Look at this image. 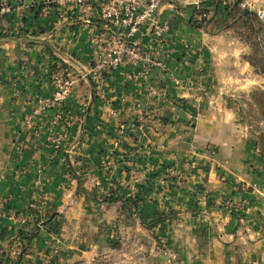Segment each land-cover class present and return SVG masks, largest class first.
Returning <instances> with one entry per match:
<instances>
[{"label":"crops","instance_id":"0c3cea01","mask_svg":"<svg viewBox=\"0 0 264 264\" xmlns=\"http://www.w3.org/2000/svg\"><path fill=\"white\" fill-rule=\"evenodd\" d=\"M3 2L0 255L37 226L21 264H264V159L241 116L264 76L249 47L224 23L200 29L193 7L164 3L175 52L165 69L80 80L28 129L57 64L74 76L92 66L103 25L98 7L87 23L64 1Z\"/></svg>","mask_w":264,"mask_h":264},{"label":"built area","instance_id":"2783aa9c","mask_svg":"<svg viewBox=\"0 0 264 264\" xmlns=\"http://www.w3.org/2000/svg\"><path fill=\"white\" fill-rule=\"evenodd\" d=\"M70 4L71 10L89 23L88 14L94 7L99 8V17L103 26L96 37L95 59L92 66L74 76L64 64H57L53 74V95L40 104L33 114L26 120V127L32 129L38 116L46 114L49 110L59 109L70 98L80 80L99 82L101 77L112 71L127 68L134 77L148 79L154 68L165 69L166 62L173 58L174 50L170 49L168 35L171 27L159 18L160 10L164 3H182L191 6L195 11L201 10L208 0H60ZM224 6L237 5L241 10L249 11L264 21V9L260 0H212ZM12 8L3 2L0 15L10 14ZM201 21L202 17H195ZM142 33L149 34L152 47L145 48L138 36ZM64 119V114L59 113L53 124ZM59 145V140H53ZM22 223L27 220L21 218ZM28 223V222H27ZM10 262L21 254V245L13 244L9 249Z\"/></svg>","mask_w":264,"mask_h":264},{"label":"trees","instance_id":"16d2710c","mask_svg":"<svg viewBox=\"0 0 264 264\" xmlns=\"http://www.w3.org/2000/svg\"><path fill=\"white\" fill-rule=\"evenodd\" d=\"M222 11L220 8H222ZM197 17H202L201 21L193 20L195 27L206 29L211 23H224V29L232 31L234 35L246 44L250 53L246 56L247 62L264 76V22L256 14L241 10L237 5L224 6L222 3H216L208 0L199 11H195ZM246 109H241L243 122L250 127L252 138L257 145L259 156L264 159V90H256L250 95V101H246ZM166 218H160L154 224H163ZM39 228L34 226L28 232H23L26 244L21 245V254L12 264H21L23 256L27 253L32 241L38 236ZM9 255H0V264L2 257Z\"/></svg>","mask_w":264,"mask_h":264},{"label":"rangeland","instance_id":"374dc122","mask_svg":"<svg viewBox=\"0 0 264 264\" xmlns=\"http://www.w3.org/2000/svg\"><path fill=\"white\" fill-rule=\"evenodd\" d=\"M180 6H185L184 4H182V3H178ZM263 22V21H262ZM264 43V42H263Z\"/></svg>","mask_w":264,"mask_h":264}]
</instances>
